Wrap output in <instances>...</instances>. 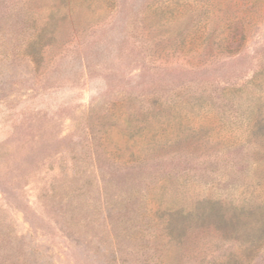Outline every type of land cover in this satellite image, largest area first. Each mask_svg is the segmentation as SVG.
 Returning <instances> with one entry per match:
<instances>
[{
	"label": "rangeland",
	"instance_id": "obj_1",
	"mask_svg": "<svg viewBox=\"0 0 264 264\" xmlns=\"http://www.w3.org/2000/svg\"><path fill=\"white\" fill-rule=\"evenodd\" d=\"M261 207L264 0H0V264H219Z\"/></svg>",
	"mask_w": 264,
	"mask_h": 264
},
{
	"label": "trees",
	"instance_id": "obj_2",
	"mask_svg": "<svg viewBox=\"0 0 264 264\" xmlns=\"http://www.w3.org/2000/svg\"><path fill=\"white\" fill-rule=\"evenodd\" d=\"M247 215L248 218L255 219V223L251 226L249 231H246V233H244L246 234L244 237L245 242L250 244V247H248V252L244 257H240L238 259L234 258V256L232 255L228 258H225L219 264H252L254 259L257 257L256 254L258 253V250L262 249V251H264V208L261 207L260 209L251 210ZM182 219L186 220V216L181 217L179 221L170 220L167 225L168 234L170 235V237H181L185 233L186 227ZM230 221H232V219ZM178 223L180 224L178 225ZM241 232L243 233V231Z\"/></svg>",
	"mask_w": 264,
	"mask_h": 264
}]
</instances>
